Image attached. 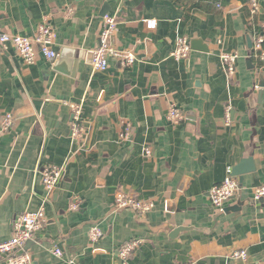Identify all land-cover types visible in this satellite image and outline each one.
<instances>
[{
    "label": "crops",
    "instance_id": "1",
    "mask_svg": "<svg viewBox=\"0 0 264 264\" xmlns=\"http://www.w3.org/2000/svg\"><path fill=\"white\" fill-rule=\"evenodd\" d=\"M248 1L0 0V33L31 36L46 20L58 54L51 62L38 53L25 64L0 43V118H14L0 137V242L11 237L17 214L41 205L42 167L58 165L46 221L24 245L33 264H123L117 249L133 238L142 243L127 264H264V197L246 201L264 185V59L247 43L255 33L264 38V0L252 26ZM106 14L117 20L111 45L135 55L130 66L114 57L105 70L87 62ZM144 19L156 27L147 29ZM179 36L190 44L184 59L171 56ZM232 52L238 58L229 78L220 55ZM74 103L82 105L79 137L71 135ZM171 105L183 114L178 123L166 118ZM251 155L255 169L239 195L245 202L231 210L236 195L212 207L209 189ZM119 191L154 207L145 215L115 211ZM73 195L77 210L69 209ZM95 224L103 235L91 246ZM178 226L195 229L171 238ZM243 249L245 260L230 258ZM0 264H7L1 254Z\"/></svg>",
    "mask_w": 264,
    "mask_h": 264
},
{
    "label": "built area",
    "instance_id": "2",
    "mask_svg": "<svg viewBox=\"0 0 264 264\" xmlns=\"http://www.w3.org/2000/svg\"><path fill=\"white\" fill-rule=\"evenodd\" d=\"M249 17L252 19L259 12L258 0H249ZM67 13L71 14L72 9L68 8ZM144 24L147 29H154L156 27L155 19H144ZM117 25V20L112 15H104L101 21V31L98 37V43L92 51V66L97 70H105L108 66V58H116L123 66H130L134 60L135 55L131 51H120L114 48L110 43V38L114 33ZM55 39V33L51 25L45 20L40 23L36 32L31 36H23L19 34L0 33V43H9L14 53L25 64H33L36 60L37 54H42L49 61H54L57 57V52L53 49L52 44ZM264 38L261 34H253L252 56L259 61L264 59L263 51ZM190 51V44L186 37L179 36L175 40V45L171 51V56L175 59H184L188 56ZM238 58L237 52L222 53L220 61L222 67L231 77L234 73L235 62ZM82 105L80 103L71 104V135L79 137L83 133V125L81 124ZM166 118L172 123H178L183 119L182 112L171 105L167 111ZM231 121L229 109L225 111V122ZM14 123V118L11 113H4L0 118V137L11 129ZM129 125H125L119 134L121 140H126L129 135ZM145 154L150 155L151 151L146 148ZM230 167L226 170L224 179L213 185L208 191L209 203L214 208H220L225 202L237 195L241 189L238 179L231 174ZM61 176V169L58 165H45L41 169V181L44 188V197L41 205L35 210H25L17 214L12 224L11 237L5 241L0 242V254L5 256L7 264H33V258L30 253L24 250V245L27 241L33 238L35 233L39 231L45 219V205L49 203L53 191L56 189ZM264 197V185H260L254 189L253 199L259 200ZM80 200L77 195H73L69 203L70 210H77L79 208ZM113 206L115 211L127 209L135 212L138 215H145L154 207L152 200L140 199L133 194L126 192H117L114 196ZM103 232L101 228L95 224L90 227L87 237L88 243L94 246L102 237ZM141 238H133L117 249V255L120 257L123 264H127L131 255L141 245ZM53 252L57 257L63 256V251L54 247ZM230 258L233 260H245L247 252L243 250H236L231 253ZM69 263L72 259L68 258Z\"/></svg>",
    "mask_w": 264,
    "mask_h": 264
},
{
    "label": "water",
    "instance_id": "3",
    "mask_svg": "<svg viewBox=\"0 0 264 264\" xmlns=\"http://www.w3.org/2000/svg\"><path fill=\"white\" fill-rule=\"evenodd\" d=\"M247 43H248V47L250 48L252 46L251 40L248 39V42ZM62 54H63V52L60 53L59 59L61 58ZM92 55H93L92 52L87 53V62H91ZM58 61L55 62V65L54 66H56L58 64ZM246 63L248 65L251 64V58H247ZM263 85H264V83H263V77L260 76L259 86L260 87H263ZM260 95H261V89L259 90V93H258V97L259 98H260ZM254 169H255V166L253 164L252 155L249 156V157H247V158L241 159L239 161V163L232 168L231 174H232V176L237 177L240 188H241V185L243 183L244 175L253 172ZM240 191H241V189L237 193V196H238L237 204L234 205V206H232V207H230L231 210H237V209H239L240 208V205H242L243 202H245V201H241L240 200V196H239L240 195ZM246 201H249L251 203V202H254L255 200L254 199L253 200L252 199H247ZM256 201H258V200H256ZM191 229H195V227H193V226H178V227H175L171 231L170 237L171 238L172 237H175L180 232L187 231V230H191ZM28 242L29 241H27L26 243H28Z\"/></svg>",
    "mask_w": 264,
    "mask_h": 264
},
{
    "label": "trees",
    "instance_id": "4",
    "mask_svg": "<svg viewBox=\"0 0 264 264\" xmlns=\"http://www.w3.org/2000/svg\"><path fill=\"white\" fill-rule=\"evenodd\" d=\"M254 18H255V17H253V18H252L253 20L250 22V25H251V26H252L253 23H254Z\"/></svg>",
    "mask_w": 264,
    "mask_h": 264
}]
</instances>
